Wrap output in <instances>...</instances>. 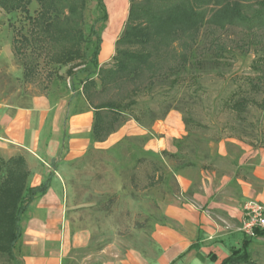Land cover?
<instances>
[{"label":"rangeland","instance_id":"374dc122","mask_svg":"<svg viewBox=\"0 0 264 264\" xmlns=\"http://www.w3.org/2000/svg\"><path fill=\"white\" fill-rule=\"evenodd\" d=\"M104 2L106 4V0ZM225 2L230 5L233 2L248 3L246 11L252 9V5L254 8L259 6L257 0H210L206 10L213 13ZM125 3L128 9L129 1L125 0ZM27 8L28 15L22 10L7 12L0 7V13H4L3 18L0 16V50L10 43L4 56H0V99L16 91L45 93L52 103L66 98L69 105L73 97L69 78L65 76L67 66L53 62V45L46 37L36 36L32 23L38 10L36 1L31 0ZM98 14L96 0H86V35ZM108 16L105 22L97 24L99 33L107 26ZM125 18L118 25L117 36ZM262 27L253 25L250 30L244 25L227 26L217 37L225 49L222 56L195 50L191 57L193 68L182 74L177 85H158L149 93L135 97L137 102L130 113L140 120V124L134 119L129 120L144 129L145 134L124 136L109 148L88 149L78 159L61 162L57 167L58 175H55L60 201L59 222L53 227L57 238L44 242L40 254L29 250L21 238L14 249L16 257L26 264V256L41 259L53 252L57 264H62L72 249L91 243V250L72 253L67 264H119L128 250H135L145 260L155 259L157 248L152 231L162 222L157 200L166 186L169 187L172 172L182 169L196 172L211 167L218 161L214 150L219 141H240L264 147V85L254 92L241 79L252 75V63L262 48L250 38V32H264ZM14 45L17 52H14ZM234 95L250 99L240 117L228 107V100ZM79 98L81 102L75 108H87L81 95ZM172 110L180 118L183 129L178 137L170 140L175 156H167L165 151L152 153L144 148L145 142L160 136L154 126L163 130H168L169 125L174 126L170 121L162 124ZM16 155L27 160L24 154ZM140 157L153 159L157 170L147 160L137 163ZM27 162L31 169L39 168L33 160ZM156 176L159 177L157 181ZM150 180L156 184L147 186ZM25 224L26 219L22 221L23 228ZM75 232H82L86 237L74 240ZM99 246L101 249L96 250ZM250 250L252 257L264 264V241L255 239ZM0 264L8 262L0 257Z\"/></svg>","mask_w":264,"mask_h":264},{"label":"trees","instance_id":"16d2710c","mask_svg":"<svg viewBox=\"0 0 264 264\" xmlns=\"http://www.w3.org/2000/svg\"><path fill=\"white\" fill-rule=\"evenodd\" d=\"M35 1L38 10L32 23L36 36L46 37L53 45V62L67 66L65 76L70 81L71 97L81 95L87 108L93 110L91 135L96 141L104 140L126 120L134 119L140 124V120L130 113L137 102L135 97L149 93L158 85H177L182 74L193 68L191 57L195 50L222 56L225 49L217 38L219 31L237 24L250 27V30L253 25L264 28V0H257L259 6L254 8L252 5L248 11L245 9L248 3L233 2L230 5L225 2L210 14L206 10L210 0H128L127 17L114 42V54L108 62L99 64L97 56L101 38L97 24L107 18L103 0H96L99 14L90 25L88 35L84 33L86 0ZM30 2L0 0V7L7 12L22 10L28 15ZM263 34L250 32V38L262 48L252 63V75L241 77L254 92L260 91L264 85ZM14 52H17L15 45ZM249 102L244 95H234L228 100V107L240 117ZM63 147L62 143L56 158L50 161V170L34 186L30 184L31 168L22 155L5 157L0 154V257L8 264H24L14 253L22 236V221L30 204L49 188ZM164 154L175 156L174 153ZM140 158L137 163L147 160L157 170L153 159ZM171 175L166 190L174 187L173 172ZM157 180L159 177L156 176ZM154 184L150 180L146 185L151 187ZM253 232L254 238H264V228L255 227ZM252 240L244 235L240 246L231 248L220 264H259L251 254ZM89 250L91 243L87 247L72 249L62 264L70 261L72 253Z\"/></svg>","mask_w":264,"mask_h":264},{"label":"crops","instance_id":"0c3cea01","mask_svg":"<svg viewBox=\"0 0 264 264\" xmlns=\"http://www.w3.org/2000/svg\"><path fill=\"white\" fill-rule=\"evenodd\" d=\"M119 1L122 7L118 25L128 13L125 0ZM103 3L110 18L111 0H106V4L103 0ZM3 15L1 12V18ZM118 25L109 32L107 24L100 32L99 64L106 63L113 55L114 42L120 35L117 36ZM6 47L9 49L10 43ZM5 48L0 50L1 57ZM80 102L76 96L69 105L66 98L52 103L45 93L23 94L20 91L0 99V154L5 157L24 154L29 162L33 160L38 164V169H31L32 186L38 185L50 170V161L56 158L62 143L64 147L57 158L58 165L82 157L90 148H109L124 136L145 134L133 120H126L104 140L96 141L91 135L93 110L76 109ZM166 121L174 126L169 125L168 130L154 126L160 136L145 142L144 148L152 153L176 152L170 140L181 134L182 123L173 110L168 112L162 124ZM214 152L218 161L209 168L173 172L174 187L158 198L162 222L152 231L157 248L155 259L145 260L135 250H128L119 264H220L231 248L240 246L244 236L240 230L243 203L251 199L264 204V147L240 141H219ZM55 175H58L57 171H54L46 193L30 204L25 216L21 238L29 250L37 254L42 252L44 242L57 238L53 227L59 222L60 201ZM81 237L86 236L82 232L73 234L74 240ZM255 239L264 241V238H253L251 245ZM25 263L57 264L58 260L56 254L50 252L48 257L41 259L26 256Z\"/></svg>","mask_w":264,"mask_h":264},{"label":"built area","instance_id":"2783aa9c","mask_svg":"<svg viewBox=\"0 0 264 264\" xmlns=\"http://www.w3.org/2000/svg\"><path fill=\"white\" fill-rule=\"evenodd\" d=\"M255 227L264 228V204L250 199L242 205L240 230L245 236L254 238Z\"/></svg>","mask_w":264,"mask_h":264},{"label":"bare ground","instance_id":"6f19581e","mask_svg":"<svg viewBox=\"0 0 264 264\" xmlns=\"http://www.w3.org/2000/svg\"><path fill=\"white\" fill-rule=\"evenodd\" d=\"M121 7V2L119 0H111L109 6L110 18L107 27L109 32L114 31L119 23Z\"/></svg>","mask_w":264,"mask_h":264}]
</instances>
